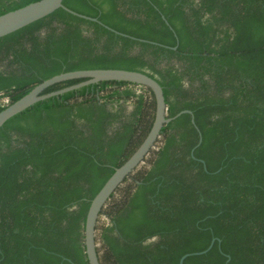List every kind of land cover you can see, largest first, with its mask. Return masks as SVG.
<instances>
[{
	"label": "trees",
	"instance_id": "1",
	"mask_svg": "<svg viewBox=\"0 0 264 264\" xmlns=\"http://www.w3.org/2000/svg\"><path fill=\"white\" fill-rule=\"evenodd\" d=\"M37 0H0V14ZM0 37V110L53 75L141 71L168 116L96 221L100 264H264V0H63ZM175 47V48H174ZM85 79L45 88L58 90ZM155 97L99 81L0 129V264H89L91 199L141 144ZM199 135L201 142L196 146Z\"/></svg>",
	"mask_w": 264,
	"mask_h": 264
},
{
	"label": "water",
	"instance_id": "2",
	"mask_svg": "<svg viewBox=\"0 0 264 264\" xmlns=\"http://www.w3.org/2000/svg\"><path fill=\"white\" fill-rule=\"evenodd\" d=\"M57 9H63L68 13L78 17L96 21V18L89 17L78 12L73 11L63 4V0H37L28 3L22 7L7 11L0 14V37L8 35L38 19H41ZM175 48V47H174ZM85 79L79 83L63 87L58 90L42 93V91L55 83L70 80V79ZM130 81L148 87L155 97V116L152 126L137 149L118 167L114 169L111 176L105 181L103 186L94 195L90 201L87 210L85 224H84V245L89 264H100L96 251V221L98 215L116 188L123 182V180L132 171L140 165L150 151L156 149L155 144L160 135L162 127L176 118L182 113L191 115L192 122H194L191 110L183 109L174 116H168L167 105L163 94L162 86L152 77L144 72L136 70H127L120 68H99V69H80L73 71H66L43 80L34 86L29 92L15 100L5 108L0 110V129L2 125L12 116L23 111L37 101L62 94L66 91L78 88L80 86L96 83L99 81ZM201 142V135H199L198 142ZM215 238H212L209 246L201 251L185 253L179 259V264H183L184 259L189 255L202 254L210 249Z\"/></svg>",
	"mask_w": 264,
	"mask_h": 264
}]
</instances>
